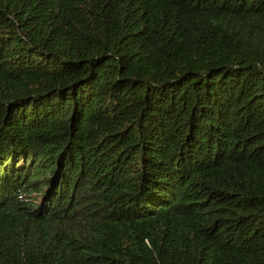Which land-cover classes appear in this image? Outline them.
I'll list each match as a JSON object with an SVG mask.
<instances>
[{"label": "trees", "instance_id": "1", "mask_svg": "<svg viewBox=\"0 0 264 264\" xmlns=\"http://www.w3.org/2000/svg\"><path fill=\"white\" fill-rule=\"evenodd\" d=\"M0 264H264V0H0Z\"/></svg>", "mask_w": 264, "mask_h": 264}]
</instances>
